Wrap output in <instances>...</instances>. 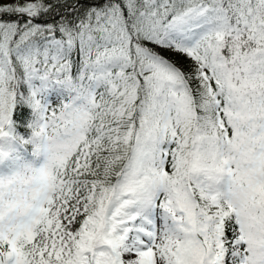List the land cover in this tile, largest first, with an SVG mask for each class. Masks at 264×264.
Segmentation results:
<instances>
[{
	"label": "snow or ice",
	"instance_id": "obj_1",
	"mask_svg": "<svg viewBox=\"0 0 264 264\" xmlns=\"http://www.w3.org/2000/svg\"><path fill=\"white\" fill-rule=\"evenodd\" d=\"M0 165V264H264V0L0 3Z\"/></svg>",
	"mask_w": 264,
	"mask_h": 264
},
{
	"label": "rangeland",
	"instance_id": "obj_2",
	"mask_svg": "<svg viewBox=\"0 0 264 264\" xmlns=\"http://www.w3.org/2000/svg\"><path fill=\"white\" fill-rule=\"evenodd\" d=\"M12 2H13V0H0V3H3V4H11ZM55 98H56L55 95L50 97V99H52V100H55ZM23 155H24V158L26 160L32 159V157L30 155H28L27 153H24ZM3 170H5V166L0 165V171H3Z\"/></svg>",
	"mask_w": 264,
	"mask_h": 264
},
{
	"label": "trees",
	"instance_id": "obj_3",
	"mask_svg": "<svg viewBox=\"0 0 264 264\" xmlns=\"http://www.w3.org/2000/svg\"><path fill=\"white\" fill-rule=\"evenodd\" d=\"M54 102H55V100H54ZM25 115H27V112H25ZM21 131H24L23 129H21Z\"/></svg>",
	"mask_w": 264,
	"mask_h": 264
}]
</instances>
